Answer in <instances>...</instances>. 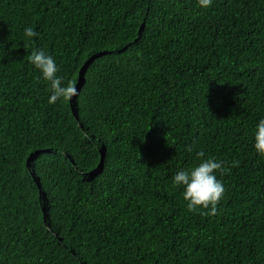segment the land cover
<instances>
[{
	"label": "trees",
	"instance_id": "16d2710c",
	"mask_svg": "<svg viewBox=\"0 0 264 264\" xmlns=\"http://www.w3.org/2000/svg\"><path fill=\"white\" fill-rule=\"evenodd\" d=\"M261 119L264 0H0V264H264ZM208 158L214 216L173 186Z\"/></svg>",
	"mask_w": 264,
	"mask_h": 264
},
{
	"label": "clouds",
	"instance_id": "9594fccd",
	"mask_svg": "<svg viewBox=\"0 0 264 264\" xmlns=\"http://www.w3.org/2000/svg\"><path fill=\"white\" fill-rule=\"evenodd\" d=\"M202 8H208L212 0H198ZM38 32L32 27L24 29V36L28 39L37 37ZM29 62L40 71L42 77L50 85L51 95L49 104H55L57 101L71 99L78 95L74 82L65 83L64 78L57 75L59 68L51 55L46 54L43 50H33L28 57ZM255 151L264 157V119H261L256 126L254 133ZM186 151L191 153L192 146L189 145ZM205 153L201 150L196 153L197 158L204 157ZM223 161L217 162L215 158L203 160L198 165L189 170H181L173 177V186H183V199L187 202L189 212H200L201 215L214 216L217 214V205L225 193V187L215 175L217 171L221 175L230 171V168L223 167ZM238 162H233V167Z\"/></svg>",
	"mask_w": 264,
	"mask_h": 264
}]
</instances>
